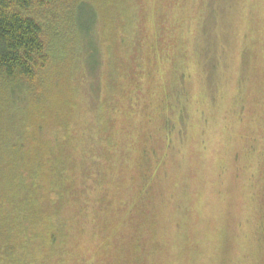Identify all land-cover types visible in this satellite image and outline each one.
<instances>
[{
	"label": "rangeland",
	"instance_id": "obj_1",
	"mask_svg": "<svg viewBox=\"0 0 264 264\" xmlns=\"http://www.w3.org/2000/svg\"><path fill=\"white\" fill-rule=\"evenodd\" d=\"M128 1L133 10L125 6L118 24L106 9V23L89 31L100 68L80 73L86 94L106 95L107 103H96L95 114L80 93L79 124L60 126L79 153L88 126L96 136L108 130L114 159L93 162L81 154L65 164L84 193L83 228L71 241L79 254L66 262L117 264L122 255L120 264H264V0ZM76 50L83 64L90 62L85 47ZM94 79L99 90L91 92ZM167 87L191 97L186 134L167 138L159 108L143 124L128 106L125 117L115 114L125 92L147 102ZM63 100L65 111L70 92ZM63 118L68 125L65 112ZM115 187L127 208L113 196Z\"/></svg>",
	"mask_w": 264,
	"mask_h": 264
},
{
	"label": "trees",
	"instance_id": "obj_2",
	"mask_svg": "<svg viewBox=\"0 0 264 264\" xmlns=\"http://www.w3.org/2000/svg\"><path fill=\"white\" fill-rule=\"evenodd\" d=\"M128 4L132 9L128 0H109V4L108 0H0V264H68V254H79L74 253L76 243L72 245L71 241L83 228V183L76 170L65 174V164L81 154L93 162L114 159L108 130L106 136H96L97 130L88 126L91 132L82 133L87 146L79 153L71 140L62 139L65 132L60 126H66L68 131V127L79 124L74 109L80 93L94 112L96 103H107L106 95L104 99L87 95V84L81 80L84 68L92 75L100 68L95 62L96 48L92 49L98 43L89 31L98 23H106V9L111 21L118 24ZM137 25L140 28L139 18ZM164 42L169 43L166 32L162 34ZM241 44L243 50L245 45ZM255 44L262 43L259 40ZM78 47H85L90 53L89 63L83 64L79 59ZM103 67L107 69V64ZM120 71V76H127L125 67ZM88 85L91 92L99 90L95 79ZM174 85L180 86L179 82ZM169 91L172 89L167 87L164 95L147 102L142 95L135 99L125 92L124 99L117 98L115 114L118 119L125 117L122 108L128 106L137 112L136 121L143 124L152 111L159 114V108L164 118L158 123L167 138L176 132L186 134L183 118H190L191 97L182 90L185 99L181 91ZM67 92L73 101L64 111L61 101L65 103L63 96ZM64 112L68 125L63 121ZM175 116L181 121L179 124ZM123 125L116 132L122 133ZM162 163L163 160L159 167ZM117 172H121L119 167ZM113 196L116 200L122 197L120 208L128 207L122 189L115 187ZM120 250L123 254L126 248L121 246ZM121 258L122 255L117 264Z\"/></svg>",
	"mask_w": 264,
	"mask_h": 264
}]
</instances>
